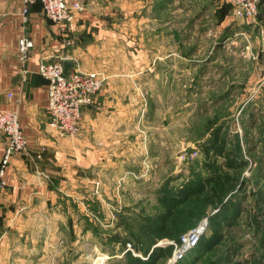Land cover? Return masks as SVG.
<instances>
[{
    "label": "rangeland",
    "instance_id": "1",
    "mask_svg": "<svg viewBox=\"0 0 264 264\" xmlns=\"http://www.w3.org/2000/svg\"><path fill=\"white\" fill-rule=\"evenodd\" d=\"M163 1L146 41L159 67L175 68L136 89L127 151L97 172L84 216L60 233L64 264H264V30L232 19L228 4L224 58L211 64L221 45L207 35L225 1ZM203 9L214 18L200 27Z\"/></svg>",
    "mask_w": 264,
    "mask_h": 264
},
{
    "label": "crops",
    "instance_id": "2",
    "mask_svg": "<svg viewBox=\"0 0 264 264\" xmlns=\"http://www.w3.org/2000/svg\"><path fill=\"white\" fill-rule=\"evenodd\" d=\"M68 1H79L85 11L61 33L39 3L28 7L24 20L22 0H0V109L17 112L28 143L26 152L11 158L0 186V264L70 261L66 236L62 240L60 233L67 229L68 217L84 216L87 189L98 181L97 172L127 151L120 140L131 134L126 121L133 117L136 89L144 87L149 76L156 79L161 73L164 78L162 73L175 68L159 67L160 58L150 54L146 41L152 26L163 23L153 19L154 12L163 13V0ZM224 1V18L216 23L213 36L207 35L215 38V46L228 42L224 33L229 3ZM200 2L192 0V5ZM173 4L180 5L179 0ZM213 18L211 10L203 9L192 20L201 27ZM253 24L260 35L264 0ZM22 37L33 43L24 61L18 53ZM221 46L212 51L211 64L224 58ZM64 60L72 62L71 71H98L106 77L95 103L84 109L82 132L74 138L59 137L49 126L47 81L37 73L42 62ZM5 145L0 134V163ZM107 260L97 264H109Z\"/></svg>",
    "mask_w": 264,
    "mask_h": 264
},
{
    "label": "built area",
    "instance_id": "3",
    "mask_svg": "<svg viewBox=\"0 0 264 264\" xmlns=\"http://www.w3.org/2000/svg\"><path fill=\"white\" fill-rule=\"evenodd\" d=\"M227 1L230 5L232 19H243L253 23L258 15L259 4L263 0ZM22 2L24 20L28 7L39 3L44 16L56 25L61 33H66L77 16L85 11L84 5L79 1L22 0ZM32 46L31 40L24 37L19 39L18 53L21 61L27 58ZM37 73L47 81L49 126L59 137H76L82 132L83 111L95 103L97 96L103 90L106 77L98 71L70 70L64 74V66L60 61L40 63ZM0 134L6 140L0 163V186H4L3 177L11 158L28 149V143L19 125L16 111L0 109ZM199 236L196 237V241Z\"/></svg>",
    "mask_w": 264,
    "mask_h": 264
},
{
    "label": "bare ground",
    "instance_id": "4",
    "mask_svg": "<svg viewBox=\"0 0 264 264\" xmlns=\"http://www.w3.org/2000/svg\"><path fill=\"white\" fill-rule=\"evenodd\" d=\"M196 230L185 235L186 237L183 238V244H184L183 248H185V249L190 248V246L193 245L194 241L196 240V237L201 235V230L198 232H195ZM193 232H195V233H193Z\"/></svg>",
    "mask_w": 264,
    "mask_h": 264
},
{
    "label": "water",
    "instance_id": "5",
    "mask_svg": "<svg viewBox=\"0 0 264 264\" xmlns=\"http://www.w3.org/2000/svg\"><path fill=\"white\" fill-rule=\"evenodd\" d=\"M63 66H64V74H67V72L70 71L72 68V62L70 60H64Z\"/></svg>",
    "mask_w": 264,
    "mask_h": 264
},
{
    "label": "trees",
    "instance_id": "6",
    "mask_svg": "<svg viewBox=\"0 0 264 264\" xmlns=\"http://www.w3.org/2000/svg\"><path fill=\"white\" fill-rule=\"evenodd\" d=\"M261 228L264 229V226H262Z\"/></svg>",
    "mask_w": 264,
    "mask_h": 264
}]
</instances>
